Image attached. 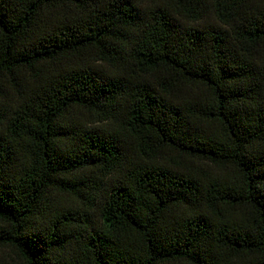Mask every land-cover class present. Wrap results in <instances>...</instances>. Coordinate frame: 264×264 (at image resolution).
<instances>
[{"label":"trees","instance_id":"1","mask_svg":"<svg viewBox=\"0 0 264 264\" xmlns=\"http://www.w3.org/2000/svg\"><path fill=\"white\" fill-rule=\"evenodd\" d=\"M0 264H264V0H0Z\"/></svg>","mask_w":264,"mask_h":264}]
</instances>
